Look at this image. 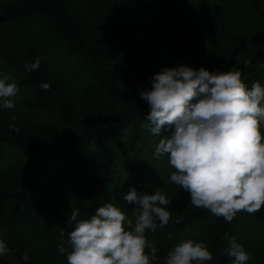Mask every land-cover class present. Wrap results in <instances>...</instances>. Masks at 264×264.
<instances>
[{
    "label": "trees",
    "instance_id": "16d2710c",
    "mask_svg": "<svg viewBox=\"0 0 264 264\" xmlns=\"http://www.w3.org/2000/svg\"><path fill=\"white\" fill-rule=\"evenodd\" d=\"M87 1L86 9H100L95 12L112 30L110 40L93 30L102 23L96 26L87 13L83 19L71 8L72 0H0V70L19 87L15 108H0V238L11 249L0 264H67L57 244L62 230L66 237L74 227L67 223L72 209L89 218L111 202L132 216L135 205L123 200L129 186L146 192L159 187L172 198L169 223L146 231L159 249L154 264H165L168 250L187 238L212 251L205 264H231L225 233L250 253L246 264H264V206L255 213L240 210L228 222L193 205L189 193L169 179L175 169L167 154H153L171 129L150 132L144 121L150 107L139 96L151 87L147 77L162 68L160 61L172 62L170 67H233L247 86L257 80L264 85V0H242L258 31L222 23L224 0H154L149 13L141 12L143 26L118 17L122 0ZM125 14L132 18L129 10ZM141 39L156 46L138 44ZM37 56L40 66L27 71L25 61ZM42 81H50V88H42ZM32 234L44 258L34 254Z\"/></svg>",
    "mask_w": 264,
    "mask_h": 264
},
{
    "label": "clouds",
    "instance_id": "9594fccd",
    "mask_svg": "<svg viewBox=\"0 0 264 264\" xmlns=\"http://www.w3.org/2000/svg\"><path fill=\"white\" fill-rule=\"evenodd\" d=\"M40 63L37 56L25 61L24 68L32 71ZM147 79L151 87L139 91L150 107L146 127L155 135L171 129L155 144L153 153L167 154L168 164L175 169L169 179L189 193L193 205L228 222L240 210H260L264 206V85L257 80L247 86L237 68L209 70L184 63L163 66ZM40 86L48 89L51 82L42 81ZM18 92L16 78L0 70V108H15ZM9 128L19 131L14 123ZM123 200L135 205L132 216L111 202L98 206L89 218H79L80 209H72L67 223L74 227L66 237L62 230L63 242L57 244L67 264H154L159 260V249L146 231L169 223L172 198L159 187L146 192L129 186ZM222 238L228 241L227 255L234 258L231 264H246L250 253L236 236L225 233ZM10 251L0 238V256ZM22 258L27 261L29 256L24 253ZM212 259L205 242L187 238L168 250L165 264H205Z\"/></svg>",
    "mask_w": 264,
    "mask_h": 264
},
{
    "label": "rangeland",
    "instance_id": "374dc122",
    "mask_svg": "<svg viewBox=\"0 0 264 264\" xmlns=\"http://www.w3.org/2000/svg\"><path fill=\"white\" fill-rule=\"evenodd\" d=\"M72 1H73V3L71 4L72 5L71 8L75 9V12H79V15L81 14L83 19H86V17H84L83 14L87 13L86 15L90 16V18H89L90 20L98 22V23H96V26H99L100 23H102V26H100V27H96L95 25H93L94 27H96V29L94 28L93 30L104 41L105 40H110L111 39L110 36L113 34L112 30L111 31L110 30L107 31L105 29L106 28L105 24L99 18L100 16L95 12L96 10H97V12H99L100 9H96V7H95V9L94 8L93 9L92 8H87L86 9L85 7H83L82 5H86L85 4L86 2L88 4L87 0H72ZM153 1L154 0H122V4L123 5L120 7V10L118 11L119 12L118 17L119 18L120 17L121 18H126L127 22H130L129 25H131V24L134 25L135 24L134 22H137L138 24H140L139 26H143V25H141V23L142 24L145 23L146 15L144 17L141 12L147 13L148 12V8H150V6H151ZM224 2H225V7H226V9L224 11V16L223 15H222V17L219 16L220 17L219 20L222 21V23H225V25H228L229 28H234L235 26H244V27L254 26V28H256V30L258 31V29L260 27L256 23L257 21L254 20L252 17H250V15L248 13L247 6L243 4L242 0H224ZM76 9H78V11H76ZM127 10H129V12L132 15L131 19H128V17H126L125 12ZM109 14H112V13L105 11L104 15L108 16ZM149 19H151V18H149ZM197 20L200 21V19H197ZM139 26H138V28H139ZM145 26H144V28H147ZM132 29H130V30H132ZM128 32H130V31L128 30ZM148 34L151 35L150 28H149ZM100 43H103V42H101V40H100ZM138 44L152 45L154 47L156 46V43L154 41H150L148 39L138 40ZM159 63L161 64L162 67L172 64V62H170V61L169 62L160 61ZM168 67H170V66H168ZM93 165H96V164H93ZM45 225H47V224H44V226ZM231 227H232L233 231L237 230V227L235 225H233V226L231 225ZM29 237L31 238L32 245H34V248H33V251L35 252L34 254H37L38 256H40V258L41 257L44 258V256H46V255H44L43 251H40L39 247L36 245L37 242L33 240V239H36L37 236L35 234H32ZM239 243H241L240 239H239Z\"/></svg>",
    "mask_w": 264,
    "mask_h": 264
}]
</instances>
